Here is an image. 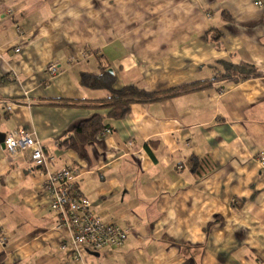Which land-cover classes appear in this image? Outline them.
Masks as SVG:
<instances>
[{
  "label": "crops",
  "instance_id": "1",
  "mask_svg": "<svg viewBox=\"0 0 264 264\" xmlns=\"http://www.w3.org/2000/svg\"><path fill=\"white\" fill-rule=\"evenodd\" d=\"M258 1L0 0V264H264V76L217 79L226 64L264 70ZM103 69L115 90L163 96L68 149L76 125L107 113L108 92L81 83ZM17 130L40 141L50 172L80 169L93 212L130 229L122 247L82 260L62 249L45 171L3 145Z\"/></svg>",
  "mask_w": 264,
  "mask_h": 264
},
{
  "label": "built area",
  "instance_id": "2",
  "mask_svg": "<svg viewBox=\"0 0 264 264\" xmlns=\"http://www.w3.org/2000/svg\"><path fill=\"white\" fill-rule=\"evenodd\" d=\"M256 5L263 6L264 0H259ZM47 72L53 78L60 74V68L57 64H51ZM6 106L8 110L12 108V104ZM4 144L12 157L30 152L34 167L45 171L42 191L50 200V211L57 218V229L69 234L68 241L62 245L63 250L70 249L76 260H82L84 250L100 254L124 245L130 229L104 222L93 212L90 201L78 189L80 169L64 167L50 172L49 165L54 159L45 152L40 141L25 130L6 135ZM257 161L264 169V152L257 155Z\"/></svg>",
  "mask_w": 264,
  "mask_h": 264
},
{
  "label": "trees",
  "instance_id": "3",
  "mask_svg": "<svg viewBox=\"0 0 264 264\" xmlns=\"http://www.w3.org/2000/svg\"><path fill=\"white\" fill-rule=\"evenodd\" d=\"M264 76V70L259 69L253 64L241 63L237 65L226 64L224 73L219 75L220 80H229L234 83H239L241 80H248L251 78H261ZM116 78L111 75L106 69H103L101 74H82L81 83L91 90H104L108 92L104 100L99 101L101 109H105V115L96 114L89 120L83 121L72 129L71 135L68 137L64 145L68 149L78 151L94 141L102 135L107 129V120L122 121L130 113L131 107L135 104L155 102L163 96L162 93H153L140 89L136 86H126L121 90H115ZM212 81L186 84L179 88L171 89L168 91V97L180 93L188 92L202 84Z\"/></svg>",
  "mask_w": 264,
  "mask_h": 264
},
{
  "label": "water",
  "instance_id": "4",
  "mask_svg": "<svg viewBox=\"0 0 264 264\" xmlns=\"http://www.w3.org/2000/svg\"><path fill=\"white\" fill-rule=\"evenodd\" d=\"M110 73H112V71H110ZM4 141H5V139H4ZM4 141H3V145H4V147H5V144H4ZM90 254H92L93 256H99V254L98 253H92V252H89Z\"/></svg>",
  "mask_w": 264,
  "mask_h": 264
}]
</instances>
